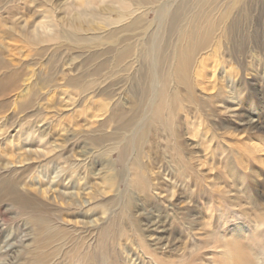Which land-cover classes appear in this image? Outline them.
Returning a JSON list of instances; mask_svg holds the SVG:
<instances>
[{"label": "rangeland", "instance_id": "obj_1", "mask_svg": "<svg viewBox=\"0 0 264 264\" xmlns=\"http://www.w3.org/2000/svg\"><path fill=\"white\" fill-rule=\"evenodd\" d=\"M53 1L58 29L71 30L62 11L67 4L64 2L70 0ZM151 1L166 4L168 0ZM222 2L230 4V0ZM45 6L42 0H0L2 56L14 59L15 64L25 62L19 88L7 95L0 91V162L18 169L34 164L27 179L46 182L42 185L48 188L45 199L68 209L65 225L69 229L98 226L101 217L114 215L120 208L116 219L111 220L112 236L92 249L95 264H225L221 245L231 238H237L259 263L251 237L256 232L264 236V0H247L244 9L240 3L234 4L227 23L230 19L237 21L238 30L225 28L226 33H222L218 28L210 43L196 54L188 73L192 97L183 98V105L176 107L174 136L155 124L136 138L131 161L127 159L126 165L130 171L149 174L145 193L126 185L120 176L114 187L107 189L103 186L106 173H102L103 178L92 174L101 165L103 171L111 167V175L118 176L124 169L119 153L129 132L108 120L110 106L117 98L128 115L133 112L132 106L140 101L137 95L145 86L141 71L117 84L109 75L122 74L121 66L126 61L114 65L112 53H100L111 46L105 40L85 48V40L72 46L54 37L45 44L33 45L18 37L16 32H30L38 25ZM144 15V22L153 23L154 6L149 4ZM244 23L246 28L241 29ZM83 26L81 36L87 39L93 32ZM95 26L102 29L97 31L98 38L112 29L100 23ZM138 33L127 39V32H119L116 40L125 39L122 44L135 42ZM93 53H97L96 58L89 60ZM107 59L103 76L89 75L92 67ZM47 74H53V78L48 80ZM185 87L178 84L181 95L187 91ZM4 121L13 124L8 127L2 124ZM43 127L45 144L37 141L38 129ZM32 128L36 130L34 139L25 144V132ZM97 135L108 137L95 145L90 139ZM81 150L92 154L88 172L81 168ZM177 159L187 170L175 164ZM56 163L67 173L60 182L58 177H50ZM69 175L73 182H69ZM78 176H84L83 180ZM95 185L99 188L96 195L92 194ZM58 193L65 200H59ZM118 195L122 197L119 204ZM5 203H0V245L7 237L12 243L11 232L24 241L20 227L25 219L21 220L15 209L4 215ZM15 244L2 248L10 253L0 257L2 264L20 261L19 255L15 259L11 254Z\"/></svg>", "mask_w": 264, "mask_h": 264}, {"label": "bare ground", "instance_id": "obj_2", "mask_svg": "<svg viewBox=\"0 0 264 264\" xmlns=\"http://www.w3.org/2000/svg\"><path fill=\"white\" fill-rule=\"evenodd\" d=\"M42 1L44 5H46L42 10V20L38 25L36 24L30 32L27 30L16 32L18 33V37L24 38L33 45H39L54 37L63 39L69 45L76 44L77 41L85 40L83 43L85 48L93 46L95 41L105 40L107 44L111 46L101 49L102 51L100 53H103L104 50L105 52L112 53L110 59L113 61L112 63H114V65H119L126 61L125 64L121 66V70L123 71L122 74L115 72L109 75L116 78L117 84L131 76L135 77L141 71L139 75H141V79L145 81V86L137 95L140 101L132 106L133 112L128 115V112L126 113L120 103L117 102V98L113 100L110 106V118L108 120L114 121L121 130L129 132L125 135L126 137H124L125 143L119 153V161L124 169L119 172L118 176L111 175V167L106 169L107 171H103V166L101 165V169L98 168L96 169L97 171L93 170V173L89 171V174H101L102 177L103 174L106 173V178H102L103 186L107 189H110L111 186L114 187L113 184L115 179L120 176V178L123 177V179H125L126 185H131L140 192L145 193L150 185L149 174L141 175L136 170L130 171V168L128 169L126 165V160L132 156V147L136 138H141L145 134L146 129L152 128L153 126L155 127V124L161 125L164 130L174 136L173 131H176L174 127L176 107L182 104L183 98L186 97L190 99L192 97V95H189L191 93V88H189L188 73L193 65L196 54L210 43L218 28L222 33L226 31L225 28H227V30H238L239 23L237 21H232V19H230L231 21L228 24L227 20L232 13L233 5L240 3V7L244 9V3L247 0H230V4H225L222 0H168L166 4L160 2L153 3L151 0H70L69 2H64L67 4L62 7L65 20L69 22L71 27V30L66 31L64 29H58L56 25V18L53 10L54 1ZM149 4L154 6V11L156 13L154 22L151 24L144 22L145 19L143 17ZM112 15H115V17H112ZM95 23H100L102 27H109L108 29H112L105 34L103 33L104 35H102L101 38H98L97 36H99L100 33L97 31L102 29L95 26ZM92 24L93 27H91ZM83 25H86L88 29L93 32L87 39H83L81 36V32L84 29ZM257 25H259V21H257L256 26ZM116 26L119 27L117 28ZM245 26L244 23L243 26L240 25V28L245 29ZM48 30L52 31V33H49ZM136 31H138L140 35L138 36L139 33L134 35L137 37L135 42H126L122 44L125 39L116 40V33L127 32V39H129L133 35L132 33ZM124 36H126V34ZM2 50V47H0V91L6 92L7 95L8 92L15 91L19 88H17V85H19L22 73L21 65L25 62L23 63L22 61L24 60H19L18 63L15 64L14 59H5L2 56ZM96 54H91L88 59L92 60L96 58ZM110 59L102 61V63H98L95 67H92L89 71V75L103 76L106 73H102L105 69V63ZM130 63H135V67L131 66ZM131 68L132 71L129 70ZM46 77L50 80L53 78V74H47ZM69 83L73 84L74 82L70 81ZM178 84H183L184 87L186 86L185 88L187 91L185 94H180ZM27 90L26 88L25 91L28 92ZM2 117L3 116L0 114V119ZM8 121H4L2 124H6L8 127L13 124V121ZM43 129H45V127L38 129V138L41 140L38 139L37 141L45 144L43 140L45 137L42 138ZM35 131L36 130L32 128L25 132V138H23L26 140L24 141L25 144H27L26 142L28 140L33 138L32 134ZM107 137L104 135H97L93 136L90 141L95 145H101L107 140ZM3 139L6 141L8 137L4 135ZM72 141L69 142L72 143ZM42 143H40L39 146H42ZM81 156L83 157L81 168H84L86 172V167L88 164L90 165L92 161V154L88 150H83ZM50 160H48V162ZM52 162L53 160L49 163ZM175 164L177 166L180 164L184 171L187 170L183 161L177 159ZM57 165L56 163V166L52 168V176L50 177L52 179L58 177L60 182L67 178V173L64 166ZM31 166L34 167L35 165L33 164ZM32 167L18 169L9 167V164L2 161L0 162V203L6 202L4 215H6L9 210L15 209L17 210V214L22 216L21 220L24 221L25 219L20 227L21 235L26 237L24 241L18 240L12 232L9 233V235H12V243H16L11 254L15 259H18V255L21 258L19 262H17L19 259L17 261L15 260V264H95V259L93 260L92 258V249L93 247L102 246L105 238L111 235V220L116 219L120 212V208L117 209L118 211H116L114 215L108 216L107 218L101 217L99 219L101 223L98 226L85 227L79 230L69 229L66 227L65 223L69 221L66 217L70 212L61 204L54 206L51 201H46L45 194L48 188H42L46 182L41 181L42 183L38 184L34 183L31 178L29 180L27 179L31 177L33 171ZM81 173L79 172V175H81ZM54 174L55 176H53ZM69 177V182H73L74 179H72V175H69ZM83 177L84 176H78L81 181ZM35 184L39 186L37 187ZM84 189H86V187H84ZM152 189L154 190L155 187H152ZM98 190V186L96 189L95 185V190L93 189L92 194H98ZM57 197L59 200H65L62 193H58ZM116 202H118V204L122 202L121 195H118ZM66 203L68 204V202ZM106 210L107 208L101 211L105 214ZM51 241L54 242L53 245L49 244ZM12 243H10L8 237L3 240V243L0 245V257L10 254L8 252L6 253V250L4 251L2 248ZM251 243L255 246V254L254 252L253 254L260 258V264H264V236L262 233H254L251 237ZM221 246L224 249L223 255L225 264H259L254 262V258L249 255L250 253L244 250L245 247L237 238L224 240ZM14 262H12V264H14ZM0 264H2L1 261Z\"/></svg>", "mask_w": 264, "mask_h": 264}]
</instances>
